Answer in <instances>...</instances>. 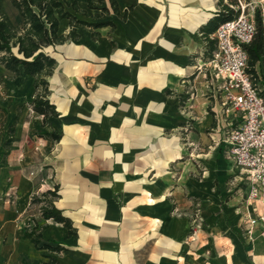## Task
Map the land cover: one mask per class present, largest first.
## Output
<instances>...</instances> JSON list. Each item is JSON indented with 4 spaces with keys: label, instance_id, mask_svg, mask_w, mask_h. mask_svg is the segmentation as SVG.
<instances>
[{
    "label": "crops",
    "instance_id": "obj_1",
    "mask_svg": "<svg viewBox=\"0 0 264 264\" xmlns=\"http://www.w3.org/2000/svg\"><path fill=\"white\" fill-rule=\"evenodd\" d=\"M1 1L20 25L11 0ZM116 1L126 18L111 9L115 27L77 25L78 38L48 48L58 116L45 122L30 106L34 78L0 64V264H264V222L250 224L264 204L249 199L246 175L232 160L200 165L183 157L196 138L217 139L215 157L227 148L218 114L207 109L212 102L225 114L220 82L201 68L212 56L203 27L220 0ZM71 29L62 19L60 33ZM257 69L264 77V65ZM257 86L264 90V81ZM226 116L231 127L238 122ZM53 131L59 140L42 136ZM236 172L237 189H228L224 177ZM56 185L55 205L76 234L32 203ZM195 206L202 224L192 231ZM31 217L46 225L39 246L24 236Z\"/></svg>",
    "mask_w": 264,
    "mask_h": 264
},
{
    "label": "trees",
    "instance_id": "obj_2",
    "mask_svg": "<svg viewBox=\"0 0 264 264\" xmlns=\"http://www.w3.org/2000/svg\"><path fill=\"white\" fill-rule=\"evenodd\" d=\"M105 1L88 0L87 8H83L79 0H11L23 18L22 23L16 25L0 0V64L12 71L15 77L24 72L34 78V94L30 106L34 111L44 115L45 122L48 118L59 114L56 105L49 98L50 82L48 77L54 72L56 59L48 48L64 43L70 38H78L77 25L90 28L91 30L105 26L115 27L114 19H108V16L111 15V9L114 14L122 19L126 18V14L121 15L116 0H109L111 8L104 5ZM220 4H222V9L203 27L208 52L211 55L216 49V40L211 38V33L221 23L234 19L241 13L238 0H231V4L220 0ZM234 5L238 6V9H235ZM93 9L98 10V12H93ZM62 19H69L72 26L68 35L60 33ZM255 20L257 32L254 39L246 45V49L249 54L247 70L257 86L260 81H264V77L259 76V70L257 69L258 64L264 65V36L260 8H256ZM98 34L95 31L92 33L93 37ZM261 92L264 95V90ZM15 123L8 129L10 137L5 142L6 154L13 142ZM42 136L59 140L62 135L58 131H53L44 132ZM59 196V185H56L53 189L45 191L41 197H35L32 203L40 204L43 219H51L62 223L68 228L70 235L76 234V229L71 219L64 215L63 210L55 205V200ZM45 228V224H40L37 218L31 217L29 229L24 233V236L30 238L39 246ZM42 246L56 252L62 249L61 245L54 246L48 242H44ZM56 263L57 260L51 258L44 264Z\"/></svg>",
    "mask_w": 264,
    "mask_h": 264
},
{
    "label": "built area",
    "instance_id": "obj_3",
    "mask_svg": "<svg viewBox=\"0 0 264 264\" xmlns=\"http://www.w3.org/2000/svg\"><path fill=\"white\" fill-rule=\"evenodd\" d=\"M261 25L264 36V3ZM256 32L255 18L245 12L221 23L212 34L216 49L201 68L208 67L214 79L220 82L224 111L236 115L238 121L232 124L224 139L228 155L250 182L249 199L264 204V95L247 70L246 49ZM260 222H264V208L250 217L253 227Z\"/></svg>",
    "mask_w": 264,
    "mask_h": 264
},
{
    "label": "rangeland",
    "instance_id": "obj_4",
    "mask_svg": "<svg viewBox=\"0 0 264 264\" xmlns=\"http://www.w3.org/2000/svg\"><path fill=\"white\" fill-rule=\"evenodd\" d=\"M80 3L86 7V1L85 0H79ZM240 5L239 7L241 8V13H244L246 15H250L251 17H254L255 18V11H256V8H260L262 9V4L264 2H262V0H238ZM225 3H229L231 4V0H224ZM235 9H238V6L234 5ZM95 12H98L96 10H94ZM240 13V14H241ZM263 88V86H260ZM3 95L0 94V97H4V93H6L5 90L2 91ZM212 94H215V92H212L210 91V89L208 90V94L206 96L209 97V99H212L211 95ZM214 99V98H213ZM212 102H209L208 104V112L210 114H213L214 116L218 114V121L221 125V127H223V129L225 130V134H227V131L228 129L231 128V125H230V119L226 116V113L221 115V109L220 107H216L213 104H211ZM216 109L219 110V112L216 111ZM2 117L4 116V114H1ZM218 142L217 139H213L210 138L208 139V142H202L200 141V139L196 138L194 139V147L193 149L190 150V154H187V155H184L183 157H189L191 158L195 164H200V165H204V164H214L215 162H219V161H223L224 163L226 164H229L230 166H233L232 165V162H231V158L230 156L228 155V151H227V148L221 150V153L215 157L214 155H216L215 153V149L213 150L211 148V146H214L216 147V143ZM204 143V144H202ZM203 148V150L201 151V149ZM205 149V150H204ZM203 152V153H201ZM204 152H207V153H204ZM235 168V167H234ZM236 169V168H235ZM237 171V170H236ZM238 172L235 173L234 176H225L224 179H226V183H227V188H231V189H237V183L236 182V177H237ZM221 179H223L222 177L220 179H217L215 181V184H219L221 182ZM242 182L243 181H246L245 178H242ZM219 186V185H218ZM238 186H241L245 188V184H241V185H238ZM246 190V189H244ZM201 207L202 206H195V215H194V220H193V229L192 231H194L195 227H199L201 224H202V218L200 216V212L199 210H201ZM243 242H245L246 240H250V237H249V233L245 234L243 233L242 234V239H241ZM251 241V240H250Z\"/></svg>",
    "mask_w": 264,
    "mask_h": 264
}]
</instances>
